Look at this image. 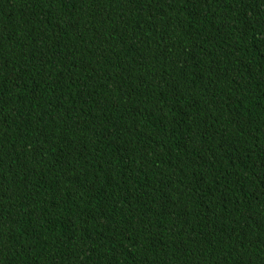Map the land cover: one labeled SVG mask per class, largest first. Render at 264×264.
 Here are the masks:
<instances>
[{"label": "trees", "instance_id": "16d2710c", "mask_svg": "<svg viewBox=\"0 0 264 264\" xmlns=\"http://www.w3.org/2000/svg\"><path fill=\"white\" fill-rule=\"evenodd\" d=\"M0 264H264V0H0Z\"/></svg>", "mask_w": 264, "mask_h": 264}]
</instances>
